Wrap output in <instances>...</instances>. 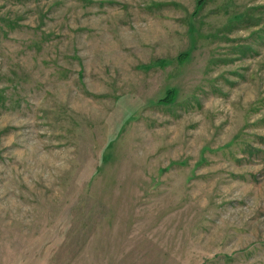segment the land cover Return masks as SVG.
I'll use <instances>...</instances> for the list:
<instances>
[{
	"label": "rangeland",
	"instance_id": "374dc122",
	"mask_svg": "<svg viewBox=\"0 0 264 264\" xmlns=\"http://www.w3.org/2000/svg\"><path fill=\"white\" fill-rule=\"evenodd\" d=\"M201 1L0 0V264H264V0Z\"/></svg>",
	"mask_w": 264,
	"mask_h": 264
},
{
	"label": "trees",
	"instance_id": "16d2710c",
	"mask_svg": "<svg viewBox=\"0 0 264 264\" xmlns=\"http://www.w3.org/2000/svg\"><path fill=\"white\" fill-rule=\"evenodd\" d=\"M204 0H202L201 2H203ZM175 97V90L173 88H170L167 90V94H166V97L163 99L165 101H172Z\"/></svg>",
	"mask_w": 264,
	"mask_h": 264
}]
</instances>
